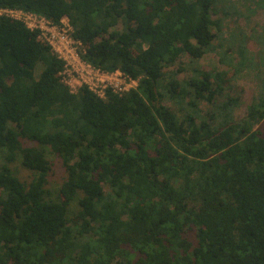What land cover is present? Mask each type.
I'll list each match as a JSON object with an SVG mask.
<instances>
[{
	"label": "trees",
	"instance_id": "trees-1",
	"mask_svg": "<svg viewBox=\"0 0 264 264\" xmlns=\"http://www.w3.org/2000/svg\"><path fill=\"white\" fill-rule=\"evenodd\" d=\"M224 1L0 0L67 17L84 61L137 82L73 92L40 31L0 15V264H264V34L227 37ZM216 48L228 70H166ZM250 69L261 92L237 118L227 92Z\"/></svg>",
	"mask_w": 264,
	"mask_h": 264
},
{
	"label": "rangeland",
	"instance_id": "rangeland-1",
	"mask_svg": "<svg viewBox=\"0 0 264 264\" xmlns=\"http://www.w3.org/2000/svg\"><path fill=\"white\" fill-rule=\"evenodd\" d=\"M224 3L229 6H235L236 10L230 9L227 15L226 12L222 11V7H220L214 14L213 18L215 20H221L223 32L224 34L227 33V37L231 32L245 34L248 37H251V39H253L252 36L264 34V9H255L250 0H225ZM250 7L253 11L248 10ZM249 43L250 46L255 45L254 40L249 41ZM215 45L218 46V41H216ZM258 50L259 49H257V51ZM220 51V48H216L196 61H192L188 56L182 57L174 66L168 67L166 70L178 80L186 79L189 75V68L192 66H199L205 70H210L214 67L228 70L229 67L219 63ZM180 68L185 70L179 71ZM261 82V77L258 75V71L252 69L245 71L234 79L232 82V89L227 93L232 94L233 96H238L242 101V106L236 111L237 118H241L246 114L248 107L260 94ZM167 105H169L174 111H177L175 106L169 103ZM202 109L207 112V110L211 108H209L207 102H204L202 104ZM52 160L55 167L50 176L49 189L52 192V196L56 197L65 176V172L58 159L53 157ZM3 162L4 158L0 154V164ZM13 166L21 178L24 180H29L31 178V172L22 167L20 162H16ZM73 208L74 205L72 209ZM72 212L74 213L75 211L72 210Z\"/></svg>",
	"mask_w": 264,
	"mask_h": 264
},
{
	"label": "built area",
	"instance_id": "built-area-1",
	"mask_svg": "<svg viewBox=\"0 0 264 264\" xmlns=\"http://www.w3.org/2000/svg\"><path fill=\"white\" fill-rule=\"evenodd\" d=\"M0 15L24 22L31 30H39V39L49 44L55 54L66 62L62 73L64 81L73 92L82 85L105 99L108 91L122 94L137 86V82L125 76L121 71L107 72L82 59V44L72 36L70 20L64 17L60 24H54L45 17L22 9H2Z\"/></svg>",
	"mask_w": 264,
	"mask_h": 264
}]
</instances>
